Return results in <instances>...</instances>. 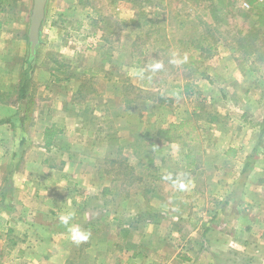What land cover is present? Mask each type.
Masks as SVG:
<instances>
[{"label": "rangeland", "instance_id": "374dc122", "mask_svg": "<svg viewBox=\"0 0 264 264\" xmlns=\"http://www.w3.org/2000/svg\"><path fill=\"white\" fill-rule=\"evenodd\" d=\"M24 1L0 0V34H19L24 21L28 39ZM24 53L79 85L88 214L103 220L99 242H113L119 264L126 248L134 264L258 255L253 239L221 234L218 222L250 206L249 229L264 232V0H48L35 56L29 41ZM170 122L182 123L173 141L144 139Z\"/></svg>", "mask_w": 264, "mask_h": 264}, {"label": "crops", "instance_id": "0c3cea01", "mask_svg": "<svg viewBox=\"0 0 264 264\" xmlns=\"http://www.w3.org/2000/svg\"><path fill=\"white\" fill-rule=\"evenodd\" d=\"M23 3L26 0L18 5ZM1 25L9 26L8 19L3 18ZM18 27L19 34H0V244L5 250L0 252V264H119V256L109 253L113 242L111 250L99 242L103 220L88 214L93 180L84 160L86 147L77 142L82 132L72 107L79 85L70 79L56 81L51 71L35 62L23 88L28 39L24 21ZM259 203L264 206V196ZM250 209H226L219 229L225 235L241 231L244 242L253 239L248 246L258 255L251 253L247 264H264L258 252L264 251V232L249 229ZM68 213H74L72 225L90 233L88 241L72 242L60 222ZM107 222L118 219L114 215ZM215 229L204 231L214 234ZM123 254L128 264H134L135 253L126 248Z\"/></svg>", "mask_w": 264, "mask_h": 264}, {"label": "water", "instance_id": "95a60500", "mask_svg": "<svg viewBox=\"0 0 264 264\" xmlns=\"http://www.w3.org/2000/svg\"><path fill=\"white\" fill-rule=\"evenodd\" d=\"M47 1L32 0L28 26L29 53L32 57L35 56V51L39 44L40 28L45 16Z\"/></svg>", "mask_w": 264, "mask_h": 264}, {"label": "trees", "instance_id": "16d2710c", "mask_svg": "<svg viewBox=\"0 0 264 264\" xmlns=\"http://www.w3.org/2000/svg\"><path fill=\"white\" fill-rule=\"evenodd\" d=\"M182 23H180L181 25ZM238 45L239 47H242L243 42L242 40L238 41ZM26 68L24 70V80L22 82V87L25 88L27 87L29 81H30V71L32 69V62L31 59L28 58L26 60ZM181 122L180 123H175V122H170L168 123L167 126L163 127H158L155 133V139L153 140L152 137H145L144 139L148 140V142L150 144H155L157 143V141H159L160 139H164V140H170L173 141L174 139H176V137H178V133H176V131L179 129V127L181 126ZM261 132H264V119L262 121V127H261Z\"/></svg>", "mask_w": 264, "mask_h": 264}, {"label": "clouds", "instance_id": "9594fccd", "mask_svg": "<svg viewBox=\"0 0 264 264\" xmlns=\"http://www.w3.org/2000/svg\"><path fill=\"white\" fill-rule=\"evenodd\" d=\"M160 67H161L160 64L155 65L156 69H159ZM183 187L184 185L181 183L180 188ZM73 218H74V213H68L60 217V222L63 225L67 226L72 242L79 245L80 243L86 242L89 239L90 233L81 229L78 225H72L70 222L73 220Z\"/></svg>", "mask_w": 264, "mask_h": 264}]
</instances>
